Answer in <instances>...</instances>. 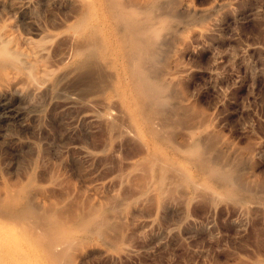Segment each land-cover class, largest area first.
Instances as JSON below:
<instances>
[{"label":"rangeland","instance_id":"obj_1","mask_svg":"<svg viewBox=\"0 0 264 264\" xmlns=\"http://www.w3.org/2000/svg\"><path fill=\"white\" fill-rule=\"evenodd\" d=\"M143 1L165 2H129ZM174 2L190 13L174 12L157 73L187 123L168 144L132 120L101 0H0V37L19 53L46 45L56 77L66 73L56 92L28 102L0 83V264L264 262V207L208 199L177 174L202 180L183 153L196 138L220 150L217 160L240 159L262 194L264 0ZM87 35L97 51L86 68L100 75L67 95L59 88L79 71L61 55Z\"/></svg>","mask_w":264,"mask_h":264},{"label":"bare ground","instance_id":"obj_2","mask_svg":"<svg viewBox=\"0 0 264 264\" xmlns=\"http://www.w3.org/2000/svg\"><path fill=\"white\" fill-rule=\"evenodd\" d=\"M101 1L105 12L110 17V22L114 24L113 27H116L119 34L115 46L124 62L123 96L132 113L133 119H131L141 127H145L156 140L168 142V144L172 143L174 128L184 124L186 120H179L177 118L179 110L169 104L168 97L172 94L171 85L158 78L157 62L161 46H163L161 43L164 41L162 36L171 33L178 21L174 20L177 17L174 14L177 13L176 9L179 3L174 2V0H165L163 3L143 1L139 4L129 2L134 0ZM180 7L177 10L186 9L188 12L190 11L187 6L182 7V9ZM174 16L176 17L173 19ZM85 40L84 43L81 42L74 46L70 52L65 51L61 55L64 62L71 59L79 71V76L71 83L68 82L61 87L59 86L60 88L58 87L60 92L62 90L67 95L69 93L67 89L70 87L80 86L85 80L93 83L95 78H98V74L100 75L98 69L95 68L96 66L91 69L86 68L89 62L91 65L94 63L92 59L97 51V39L87 35ZM9 44V40L0 37V83L12 85L14 87L13 95L26 102L34 100L43 92L51 94L56 92L57 86L61 84L66 73L63 72L61 75H57L58 78L56 77L55 71L49 67L47 62L48 48L46 45L33 44L30 45L27 52L19 53L13 50ZM89 105L91 104L89 103ZM92 107L93 105L91 109L94 110L95 106ZM191 134L194 135L193 132ZM219 152L220 150H216L215 147L204 148L200 139L192 138L183 153L192 159L193 168L203 178L202 180H195L189 171L179 168L180 171L176 172H178L177 174L183 183L193 191L204 192L206 196H209L208 199L222 198L234 206L240 205L242 207L254 201L255 203L250 205L259 204V206L264 207V189L262 194L259 190L255 193L251 192L254 181L250 182L252 179L242 173L241 160L238 158L230 160L229 158H218L219 160H217V155H221L217 154ZM220 159L221 162H219ZM168 167L164 168L165 171ZM254 185L257 186V184ZM110 226L113 228L115 225ZM110 226L106 227L109 228ZM69 242L71 243L70 240ZM67 243V246L70 245ZM260 264H264V262Z\"/></svg>","mask_w":264,"mask_h":264}]
</instances>
